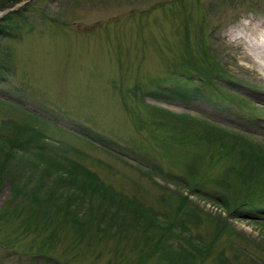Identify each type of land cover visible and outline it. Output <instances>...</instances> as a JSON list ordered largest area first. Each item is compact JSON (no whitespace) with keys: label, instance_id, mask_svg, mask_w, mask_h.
Here are the masks:
<instances>
[{"label":"rangeland","instance_id":"obj_1","mask_svg":"<svg viewBox=\"0 0 264 264\" xmlns=\"http://www.w3.org/2000/svg\"><path fill=\"white\" fill-rule=\"evenodd\" d=\"M7 12L0 134L42 129L54 150L11 182L30 195L0 181V264H264V164L239 172L264 151V0Z\"/></svg>","mask_w":264,"mask_h":264},{"label":"trees","instance_id":"obj_2","mask_svg":"<svg viewBox=\"0 0 264 264\" xmlns=\"http://www.w3.org/2000/svg\"><path fill=\"white\" fill-rule=\"evenodd\" d=\"M20 0H9V2L7 1H0V11L3 9H8L13 7L17 2H19ZM14 12V11H13ZM13 12H7L8 15L4 16V17H0V21L2 20H6L5 23H0V36L2 35V33L5 32V28H11V23L14 22L16 15H18V13H13ZM24 13V12H23ZM22 14V13H21ZM19 17V15H18ZM8 21L10 22V25L8 24ZM1 41H0V48H1ZM2 51V50H0ZM23 112L27 113L28 117L30 120H40L41 117L38 116V114H35L33 111L30 110H26L23 109ZM34 119H32V118ZM19 127V126H17ZM13 129V127L11 128ZM42 133V134H41ZM1 136V134H0ZM5 138L3 136H1L0 139ZM220 138V137H219ZM233 138H235V140L237 141L238 139L244 140V144L247 146L248 143L251 144H255L253 141L248 140L249 137L247 136H240L239 134L233 132ZM6 139V140H5ZM0 140V181L2 183L8 182L10 181L13 182V180H22L24 179V181L27 180V178L29 177V169L27 168V166L25 165V162L32 165L33 167H35V165L37 164L36 162L38 160H40L43 156H45L47 153L45 152V150L50 149V150H54L51 146V148H49L50 146V142L48 140V137L46 136L45 132L42 131V129H39V131H36L35 133H31L29 132V134L27 136H25V139L23 140L22 138L20 140L17 141L18 146H16L12 140L10 138H5ZM47 139V142H46ZM5 140V141H4ZM54 146V145H53ZM226 146V143H225ZM243 146V145H242ZM244 147V146H243ZM26 148H28L26 150ZM58 148H62V146H58ZM235 148V147H233ZM40 151H44L42 153H40ZM243 153L246 152V155L248 157H251V160H256V163L253 162H249L247 164V166H250L251 168H245V170H239V172L242 175H247L249 173H256L258 172L259 167H261L260 165L264 164V161H261L260 159H264V151L261 149H257V147H244L243 148ZM61 154H56L54 157H51L52 161H55L57 158L60 157ZM20 157V158H19ZM242 156H240V161H241ZM11 160H16V161H22V167L19 171H17L18 166H10V164L8 163V161ZM74 161L70 160H63L59 163L56 162H51L53 164L56 165V167H64L67 169H70L68 166ZM244 164V163H243ZM260 164V165H258ZM5 165H8V167H5ZM246 165V164H244ZM256 165V166H255ZM52 167V166H50ZM25 171L28 172L27 176H24ZM259 174V173H258ZM264 181V174L261 175ZM19 178V179H18ZM0 183V185L2 184ZM13 185V191L16 194H21L22 196H27L30 195L28 190H25V186H21L20 183H11ZM51 194V192H50ZM35 198H39L38 196L35 195ZM144 213V212H143ZM114 214V212H113ZM116 216H119V212L115 213ZM107 217H109V215H107ZM118 219V218H117ZM169 239H164L163 243L165 245H167V242ZM189 241H191L194 245V247H196V242L193 241L191 238H188ZM162 244V243H161ZM180 247H184V246H180ZM171 249V248H170ZM186 250V249H184Z\"/></svg>","mask_w":264,"mask_h":264},{"label":"bare ground","instance_id":"obj_3","mask_svg":"<svg viewBox=\"0 0 264 264\" xmlns=\"http://www.w3.org/2000/svg\"><path fill=\"white\" fill-rule=\"evenodd\" d=\"M260 64H262V66L264 67V63H262V62H259Z\"/></svg>","mask_w":264,"mask_h":264}]
</instances>
